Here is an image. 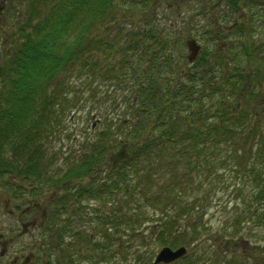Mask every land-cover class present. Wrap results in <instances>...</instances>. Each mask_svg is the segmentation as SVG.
<instances>
[{
  "label": "trees",
  "instance_id": "1",
  "mask_svg": "<svg viewBox=\"0 0 264 264\" xmlns=\"http://www.w3.org/2000/svg\"><path fill=\"white\" fill-rule=\"evenodd\" d=\"M224 1L220 17L193 24L217 45L207 49L203 43L192 63L198 71L184 72L175 57L188 36L180 40L166 21L176 6L159 12L156 0L136 6L131 0H22L24 14L12 34L17 38L8 57H0V205L38 201L35 218L45 233L33 243L27 264H103L137 241L143 247L198 242L207 228L196 217L198 194L211 192L213 185L203 187L224 168L223 153L239 162L237 136L252 115L258 123L264 115V106L247 103L259 102L255 87L264 81V55L241 12H264V0ZM137 5L155 20L131 30L125 25ZM233 35L246 39L229 41ZM229 56L244 60V67L232 68L237 77L223 71ZM102 85L108 89L99 96ZM81 99L116 111L117 123L108 111L99 112L104 129L81 142L71 166L59 174L51 165L60 152L51 144L66 128L63 115ZM121 140L128 156L100 169ZM49 188L57 190L51 198ZM82 194L112 200L110 210L93 211L91 233L68 224L69 208L79 207L73 201ZM152 254L142 251V263L149 264Z\"/></svg>",
  "mask_w": 264,
  "mask_h": 264
},
{
  "label": "rangeland",
  "instance_id": "2",
  "mask_svg": "<svg viewBox=\"0 0 264 264\" xmlns=\"http://www.w3.org/2000/svg\"><path fill=\"white\" fill-rule=\"evenodd\" d=\"M131 1L136 6L137 2H142L143 0ZM156 2L154 9L158 8L159 12H168L164 8L172 0H156ZM21 3L22 0H13L11 8L8 7L5 12V20L0 22L1 60L4 57H8L12 49L11 42L17 38L12 34L16 31V23L22 19L24 14V6ZM176 4L173 14L166 21L174 31L180 32V40L184 36L195 35L196 40L201 44L205 43L207 49L213 48L214 44L217 45V42L214 43L212 40L201 37L200 32L197 31L193 24L204 23L209 17H220V10L223 9L224 6L222 4H225V1L184 0L181 3L176 1ZM137 8V11L127 18L125 26L128 29H138L144 25L146 20H155L151 16V10H140L139 5H137ZM148 8L150 9V7ZM122 12L119 11V13ZM241 12L244 15L242 22L246 26V30L254 36L252 39L261 45V52L264 53V12H261L260 8L254 12L255 14H252L247 8H243ZM157 14L158 17L156 18L159 19L162 15L161 13ZM223 24H225L224 27L231 26V23L228 22H223ZM244 39L246 37L238 38L233 35L228 40L239 42ZM180 43L183 45L179 48L180 51L177 52L178 57H175L179 63V70L185 66L184 72L190 70L198 71L199 66L190 64L186 59L187 50L184 41H180ZM243 62L244 60L232 58V56L224 57L222 60L224 73L237 77L236 72L232 68L234 66L244 67ZM258 86L255 87V90L261 95V98H259V95L257 100L259 102H255L254 98L247 100L248 104L253 107L256 105V108L257 106H264V81ZM107 89L105 85L99 86L98 95H103ZM87 93L86 90L85 95ZM241 105L245 106L241 102L240 108ZM87 108L88 110H86ZM256 108L254 109L257 110L258 108ZM99 112L103 114L107 112L108 119L113 117L112 119L114 120L112 121L117 123L116 111L113 113L109 111L106 105L101 104L91 108L88 103L84 104L83 99H81L80 105L78 104L74 107L69 114L63 115L62 118L66 128L57 139L52 141L51 149L58 150V153H60L58 161L51 165V169L56 167L59 174L64 173L69 168L66 160L77 156L80 150V143L95 138L96 133L104 129V123L99 124ZM257 118V115H252L248 126L236 138L234 147L237 150L235 155L239 156L237 158L239 162L231 160L230 154L223 153L225 162H220L224 168L211 174L206 179V184L203 187L204 190L213 185V188H210L211 192L206 198L202 196L203 191L198 194L196 217L199 222L207 226L206 230H204L195 245L187 247L188 252L183 259L169 264H264V222L258 223L257 219L253 217L248 204L250 201V204L257 208V213L264 217V202L259 204L255 200V194L253 193L255 190L260 192L264 183V115L259 123ZM94 123L95 126L93 125ZM73 183H76V179H71L70 184ZM58 191L60 192L61 190ZM46 193L51 196V188ZM73 202L80 207V218L72 217L69 223L75 228L80 227L82 231L91 233V226H95L94 219H91L92 212L98 208L110 210L112 200H107L104 203L99 198L91 200L85 194H82L79 201L76 198ZM15 203L10 202L9 207H13ZM90 220L93 223H87ZM96 227H98L97 224ZM143 227H145V224ZM0 233L4 234L5 239L9 241L7 248L10 246V254L0 256V264H7L11 260L14 251L21 246L32 244L39 234L45 233V231L42 229L24 230L19 214L3 208L2 204L0 205ZM150 242H154L153 239L148 241V243ZM160 248L161 246L143 247L137 241L134 242L128 252L125 250L123 254H118L116 247H114L113 249L116 251L115 253L113 252L115 254L114 257L103 264H143L142 256L140 255L142 251L152 249V261ZM138 250L139 252H137Z\"/></svg>",
  "mask_w": 264,
  "mask_h": 264
},
{
  "label": "water",
  "instance_id": "3",
  "mask_svg": "<svg viewBox=\"0 0 264 264\" xmlns=\"http://www.w3.org/2000/svg\"><path fill=\"white\" fill-rule=\"evenodd\" d=\"M187 49L189 50L188 60L192 62L198 55L200 46L196 43L195 40L189 39L186 41ZM128 153L126 151V146L123 145L119 148L118 151L112 154L111 161L112 163H117L121 159L127 157ZM186 253L185 247H179L175 250H172L169 247H163L156 255L153 264L158 263H170L182 257Z\"/></svg>",
  "mask_w": 264,
  "mask_h": 264
},
{
  "label": "flooded vegetation",
  "instance_id": "4",
  "mask_svg": "<svg viewBox=\"0 0 264 264\" xmlns=\"http://www.w3.org/2000/svg\"><path fill=\"white\" fill-rule=\"evenodd\" d=\"M7 2H9V0H0V22H1V20H5V12H6V4H7ZM64 185H66V184H64ZM74 209H75V207H72L71 208V212H73ZM28 211H30V210H28ZM22 215L23 214H21V216ZM22 225H23V222H22ZM24 225H25V227H28V226L37 227L38 224L35 223L34 220H33L32 222H26ZM5 247H7V246H5Z\"/></svg>",
  "mask_w": 264,
  "mask_h": 264
}]
</instances>
